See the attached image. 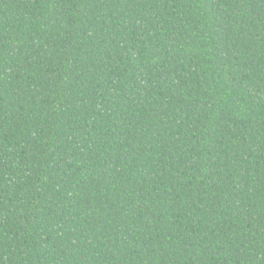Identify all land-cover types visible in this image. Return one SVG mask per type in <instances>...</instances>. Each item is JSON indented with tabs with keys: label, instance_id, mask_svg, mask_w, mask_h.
Masks as SVG:
<instances>
[{
	"label": "trees",
	"instance_id": "trees-1",
	"mask_svg": "<svg viewBox=\"0 0 264 264\" xmlns=\"http://www.w3.org/2000/svg\"><path fill=\"white\" fill-rule=\"evenodd\" d=\"M0 264H264V0H0Z\"/></svg>",
	"mask_w": 264,
	"mask_h": 264
}]
</instances>
